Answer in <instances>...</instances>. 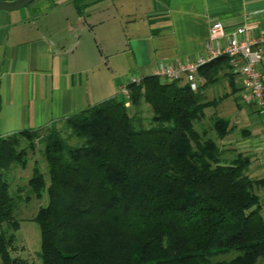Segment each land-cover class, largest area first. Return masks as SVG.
Here are the masks:
<instances>
[{"label": "trees", "instance_id": "trees-1", "mask_svg": "<svg viewBox=\"0 0 264 264\" xmlns=\"http://www.w3.org/2000/svg\"><path fill=\"white\" fill-rule=\"evenodd\" d=\"M195 76L190 90L145 75L126 96L0 137L1 264H27L10 255L23 186L10 195L7 173L36 151L45 172L34 161L25 187L47 197L31 217L40 264H264V176L249 175L251 153L218 144L235 129L228 118L204 119L228 97L240 108L235 74L219 55ZM212 85L222 91L209 99Z\"/></svg>", "mask_w": 264, "mask_h": 264}, {"label": "crops", "instance_id": "crops-1", "mask_svg": "<svg viewBox=\"0 0 264 264\" xmlns=\"http://www.w3.org/2000/svg\"><path fill=\"white\" fill-rule=\"evenodd\" d=\"M214 21L257 37L264 0H32L0 10V137L76 114L159 63L205 57ZM248 115L253 134L218 144L251 153L264 169L262 125Z\"/></svg>", "mask_w": 264, "mask_h": 264}, {"label": "built area", "instance_id": "built-area-1", "mask_svg": "<svg viewBox=\"0 0 264 264\" xmlns=\"http://www.w3.org/2000/svg\"><path fill=\"white\" fill-rule=\"evenodd\" d=\"M244 31L243 25L226 30L219 21H214L208 27L205 57L178 63L162 62L151 74L165 81L181 79L187 83L190 90H195L197 67L216 56L226 55L230 70L235 74L240 101L255 109L261 120L264 136V33L247 39L241 38ZM220 39H223L222 43ZM139 79L132 78L129 82H137ZM117 93L126 96V84L120 85ZM262 149L264 150V138Z\"/></svg>", "mask_w": 264, "mask_h": 264}, {"label": "rangeland", "instance_id": "rangeland-1", "mask_svg": "<svg viewBox=\"0 0 264 264\" xmlns=\"http://www.w3.org/2000/svg\"><path fill=\"white\" fill-rule=\"evenodd\" d=\"M117 61L121 63L122 60L119 57H111L109 59V62L112 64L113 62ZM205 91L208 98L212 99L217 98V96L221 93L222 89L221 87H218V85H212ZM117 95L122 96L120 93H117ZM240 105V108H236L235 103H233L231 97L222 99L216 106L208 107L204 110V119L207 117L206 115L208 111L216 112L220 116L228 118L230 120V124L233 125V128H235L230 134L234 135L239 140H243L247 136L241 135V129L247 127V129L249 128L251 130V133L253 134L257 128V126L249 125V122L244 121V116H247V113H249V117L254 118L258 122H261V120L259 116H257V114L252 111L250 107H248L249 105H246L242 102H240ZM59 127L60 131L63 132L64 128L62 124L59 125ZM77 141V139L74 140V142ZM256 160L257 158H254V156H252V162L248 173L252 177L260 178L264 176V169L258 167L256 168ZM34 161L38 163V168L41 171L45 172V164L43 163L40 153L36 151L33 154H28V160L25 168H20L17 165H11L7 173L10 195L16 196V188L23 186V190L20 192L21 200L18 202L17 208L14 211L15 217L19 221V226L18 229L14 232V239L10 248V255L25 259L27 264H40V259L38 256L39 228L38 224L34 222L31 217L34 215L38 207L44 206L47 202L45 191L41 192L39 198H35L32 195H28V189L27 187H25L26 180L31 174V168ZM45 179L47 181L46 174ZM256 194L259 195V214L264 220V186L259 187L258 192H256ZM26 195H28L29 197L24 198V196Z\"/></svg>", "mask_w": 264, "mask_h": 264}, {"label": "water", "instance_id": "water-1", "mask_svg": "<svg viewBox=\"0 0 264 264\" xmlns=\"http://www.w3.org/2000/svg\"><path fill=\"white\" fill-rule=\"evenodd\" d=\"M32 0H0V10H13L23 7Z\"/></svg>", "mask_w": 264, "mask_h": 264}]
</instances>
